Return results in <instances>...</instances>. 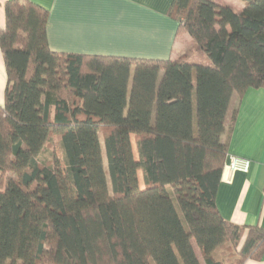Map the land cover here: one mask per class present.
Listing matches in <instances>:
<instances>
[{
    "label": "trees",
    "instance_id": "trees-1",
    "mask_svg": "<svg viewBox=\"0 0 264 264\" xmlns=\"http://www.w3.org/2000/svg\"><path fill=\"white\" fill-rule=\"evenodd\" d=\"M242 1L241 11L171 4L178 32L211 64L57 52L44 8L5 4L0 264L262 258L264 228L227 220L216 201L238 112L228 123L231 100L264 88V0ZM56 137L60 153L50 150Z\"/></svg>",
    "mask_w": 264,
    "mask_h": 264
},
{
    "label": "crops",
    "instance_id": "crops-1",
    "mask_svg": "<svg viewBox=\"0 0 264 264\" xmlns=\"http://www.w3.org/2000/svg\"><path fill=\"white\" fill-rule=\"evenodd\" d=\"M8 1L0 0V29L5 25ZM28 1L48 12V43L54 51L147 59L186 57L187 61L210 64L206 55L196 50L192 37L178 32L179 22L169 14L173 0ZM217 1L231 4L237 11L244 7L242 0ZM180 35H184L181 41ZM6 87L0 47V105L4 104ZM236 107L226 163L235 155L250 159L252 165L249 172H238L232 183L221 180L217 206L229 221L264 228V88H250L240 100L236 95L227 114L228 123ZM243 264H264V255Z\"/></svg>",
    "mask_w": 264,
    "mask_h": 264
},
{
    "label": "built area",
    "instance_id": "built-area-1",
    "mask_svg": "<svg viewBox=\"0 0 264 264\" xmlns=\"http://www.w3.org/2000/svg\"><path fill=\"white\" fill-rule=\"evenodd\" d=\"M252 161L248 158L231 155L225 165L222 180L232 183L238 172L247 173L250 171Z\"/></svg>",
    "mask_w": 264,
    "mask_h": 264
},
{
    "label": "rangeland",
    "instance_id": "rangeland-1",
    "mask_svg": "<svg viewBox=\"0 0 264 264\" xmlns=\"http://www.w3.org/2000/svg\"><path fill=\"white\" fill-rule=\"evenodd\" d=\"M237 2H240V1L237 0ZM228 5L231 6V4H228ZM231 7H232L233 9H235L234 6H231ZM183 36H184V35H180V36L178 37L180 41L183 39ZM185 36H188V35L185 34ZM196 50H197V49H196ZM197 51H198V50H197ZM198 52H201V51H198ZM190 53H191V52H190ZM193 61H194V60H193ZM210 64H211V62H210ZM235 96H236V95L233 96V99H232V101H231L230 109H231V106H232L233 101L235 100ZM230 114H231V113H230ZM100 140H101V143H102L104 163H105V166H106V168H107V155H106V151H105L104 137H103V132H102V131L100 132ZM50 150H51V151L54 150V151H57V153H60V149H59V141H58V138H57V137H56V139H54V145H53V147H51ZM140 183H141V186H143L142 178H141V174H140ZM17 264H21V262L18 261Z\"/></svg>",
    "mask_w": 264,
    "mask_h": 264
}]
</instances>
